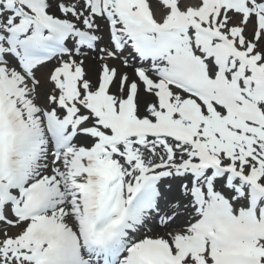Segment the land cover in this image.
Returning a JSON list of instances; mask_svg holds the SVG:
<instances>
[{
	"label": "snow or ice",
	"instance_id": "snow-or-ice-1",
	"mask_svg": "<svg viewBox=\"0 0 264 264\" xmlns=\"http://www.w3.org/2000/svg\"><path fill=\"white\" fill-rule=\"evenodd\" d=\"M0 264H264V0H0Z\"/></svg>",
	"mask_w": 264,
	"mask_h": 264
}]
</instances>
